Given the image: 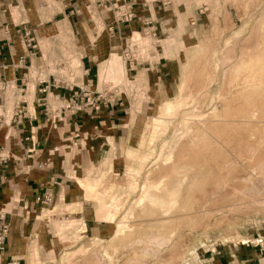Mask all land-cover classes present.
Listing matches in <instances>:
<instances>
[{
    "label": "rangeland",
    "instance_id": "374dc122",
    "mask_svg": "<svg viewBox=\"0 0 264 264\" xmlns=\"http://www.w3.org/2000/svg\"><path fill=\"white\" fill-rule=\"evenodd\" d=\"M86 6L143 18L97 63L117 112L89 114L91 148L60 185L74 196L49 188L4 264H217L239 247L264 264V0Z\"/></svg>",
    "mask_w": 264,
    "mask_h": 264
},
{
    "label": "crops",
    "instance_id": "0c3cea01",
    "mask_svg": "<svg viewBox=\"0 0 264 264\" xmlns=\"http://www.w3.org/2000/svg\"><path fill=\"white\" fill-rule=\"evenodd\" d=\"M49 1L48 5L46 0H0V77L15 85L23 71L13 69L11 65L20 57L25 64L37 62L23 47V29L32 30L39 55L46 57L57 40V27L66 24L73 34L83 69L94 79L99 71L97 63L101 64V59L113 56L116 45L126 39L132 30L139 29L138 25L143 19L136 17L132 22L114 25L110 17H105L95 22L87 12V0ZM103 61L106 63V60ZM28 93L26 97L31 96ZM26 107L33 120L0 131V148L9 156L5 168L0 169V210L7 216L9 226L0 264L9 258L19 257L27 222L38 199L49 188L52 194L60 191L65 201L74 196L75 188L60 185L70 178L68 167L85 160L86 146L91 148L92 144L86 139L90 137L92 129L87 132L83 128L84 123L93 121L91 116L77 114L49 126L34 105V93L27 98ZM116 109L109 106L98 111L94 117L96 120L115 118ZM3 110L8 111V107H3ZM256 258L255 250L239 247L232 255L222 252L216 262L256 264Z\"/></svg>",
    "mask_w": 264,
    "mask_h": 264
},
{
    "label": "built area",
    "instance_id": "2783aa9c",
    "mask_svg": "<svg viewBox=\"0 0 264 264\" xmlns=\"http://www.w3.org/2000/svg\"><path fill=\"white\" fill-rule=\"evenodd\" d=\"M102 1L104 0H100ZM119 11V16L113 15L112 24H124L133 18L129 6H122ZM111 28L112 26L109 30ZM21 37L24 49L37 62L25 64L20 57L11 65L13 69L23 71L16 85L0 77V131L33 120V115L27 110L28 97L25 96L30 83L33 86L34 105L49 126L77 114H96L116 100L119 94L116 86L104 81L99 83L96 76L92 79L88 71L83 69L82 58L76 51L71 31L58 33L57 40L46 57L39 55L37 42L30 28L23 29ZM125 52L122 54L125 59L135 54L134 51ZM6 106L8 111L3 110ZM8 161L9 156L0 148V169L5 168ZM4 216L5 213L0 210V252L4 249L7 236Z\"/></svg>",
    "mask_w": 264,
    "mask_h": 264
}]
</instances>
